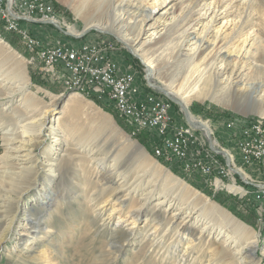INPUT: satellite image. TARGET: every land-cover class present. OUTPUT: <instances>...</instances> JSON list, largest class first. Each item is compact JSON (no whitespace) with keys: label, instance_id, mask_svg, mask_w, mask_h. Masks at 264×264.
<instances>
[{"label":"rangeland","instance_id":"rangeland-1","mask_svg":"<svg viewBox=\"0 0 264 264\" xmlns=\"http://www.w3.org/2000/svg\"><path fill=\"white\" fill-rule=\"evenodd\" d=\"M20 1L22 0H18V2ZM47 1L52 4V7H47V4L43 3L42 12L39 11L37 16L33 15L32 17L35 20L29 18V24L21 21V28L30 33V36L34 34L46 43L50 42L51 46H60L61 43L79 44L85 41L106 45L113 59L118 63L121 72L132 73L134 81H137L138 88L141 92L143 90V94H154L150 90L152 89L159 94L158 97L168 99L162 92L148 86L146 65L135 53V48L132 49L118 37V26L110 25V19H113L114 16L110 14L109 19V7L106 3H100L98 0ZM132 1L138 6H147L148 4L144 0ZM198 1L202 0H171L168 5L159 7L157 16L168 11L166 18L168 21L175 20V22L163 40L143 50L156 64V73L151 81L165 90L172 84L177 87L176 85L183 82V78L191 76L194 69H203L202 67L206 64L214 61L215 55L209 51L194 60L192 64L189 57L184 55L179 57L176 54L182 42L181 36L190 25L188 21L179 18H182L193 8L195 9ZM258 1L262 2V0ZM84 4H88L91 8L86 16L78 14L79 7L81 8ZM260 6L262 8V4ZM144 9L142 7L140 10ZM140 10L135 12L139 16L142 14ZM16 13L19 12L16 11ZM255 19L260 40L264 41V18ZM38 20H53L60 29L52 24L40 26L37 24ZM98 23L103 26H91ZM218 26L220 23L216 25V27ZM86 29L89 31L80 38L66 34L78 35ZM9 32L11 31L6 30L0 21V185L4 186L3 189L0 187V264H173L172 256H168L162 261L164 255L161 250L158 248L154 251L149 250L150 244L145 239L147 233H152V212L157 199L164 192H167L171 198H177V204H187L188 207L199 209L198 212L202 208L211 207L212 204L229 212L234 219L244 225L242 240L245 242L257 240L256 249L247 252L248 256L252 254L253 257L247 260L254 261L255 264H264V221L258 217L264 216V199L259 196L264 195V184H262L264 183V164L253 166V170L250 171L252 165L243 163L239 142L236 141L240 130L249 127L251 122L260 120L264 124V117L260 114L262 109L259 99L262 93H258L263 84L257 81L258 76L254 71L245 72L252 83L251 92L241 95L231 93L229 96L230 106H224L208 99L193 100L188 107L183 106L194 118L210 126L212 132L210 136L214 146L217 143L216 147L218 148L216 149L226 151L231 158L232 167L242 174V179L239 174H235L228 167L222 165H217V173L209 172L207 176H204L196 172L197 168L185 172L178 160H175V167L169 160L160 159L161 157L154 153L155 142L151 133V135L145 134L148 132L144 131V134L136 133L134 135L130 124L124 117H121L119 111L108 100L99 99L104 105L100 106L92 99L94 95L87 96L76 90H67V77L69 79L72 77L61 74L59 67L52 71L37 59L31 62L30 58L34 54L26 47V41L20 34ZM11 35L14 36V39L10 41L8 37ZM230 35L231 29L223 33L222 38L225 42L228 41ZM212 39L210 38V41ZM262 45L264 46V44ZM229 52L224 50L225 54ZM222 55L221 57L224 58ZM36 64L40 68L35 72L33 68ZM59 80H63V83H59ZM25 82L26 87L20 90L19 85L25 86ZM42 82H47L49 88H46ZM73 95L76 96L70 100ZM65 96L68 97L65 103L61 104ZM174 100L180 103L171 101L174 121L176 124L183 125L187 121L182 103L175 98ZM6 105L8 108L4 110L3 107ZM104 107L114 110L116 114L107 111ZM43 113L47 115L43 131L38 135L36 127L31 128L30 137L24 139L34 141L25 144L20 153L24 155L23 160H26L28 166L34 165V170L28 174L26 180H19L18 187H14V189L12 173H5V170L19 167L20 159L5 157L8 154V146L4 141L2 127L7 121L9 125H13L11 128L13 127L14 130L18 128L19 131L18 120L20 117L32 121L41 117ZM125 125L131 129V133ZM50 127L59 128L62 135H65L67 146L62 147L61 151L56 150V146H54ZM243 133L244 129L242 137ZM141 134L148 137L147 140H144L145 142L138 139L137 136ZM197 136L200 143L198 150H202L206 160H214L216 153L211 150L208 138L202 137L201 132H197ZM19 141L20 139L16 141L17 143L14 141V145L21 144ZM54 151L61 152L62 156L59 166L56 167L52 176L47 171V163ZM159 159L163 162H160ZM116 161L119 162L120 173L123 171L128 175L131 171L136 170L140 173L143 171L148 176L139 188L138 195L135 194L136 197H131L125 208L123 205L121 207V202L124 199L122 195L126 194L125 189L115 193V187L108 182L109 179L117 180L109 172V168L111 169V165ZM100 168L103 171H100ZM174 168L178 171L177 174L174 173ZM152 170L180 179L186 184L185 190L189 193L185 194L178 188L171 189L165 186ZM253 171L259 174H253ZM180 173L188 178H200L206 182L208 192L222 198L240 200L239 198L252 197V200L255 199L256 203H253L254 205L251 203L254 215L253 226L241 220L212 197L191 186L181 177ZM149 179L154 186L155 193L150 202L142 208L135 228L136 237L125 242L124 249L119 252L121 235L118 234L117 242H115L111 232L112 223L117 221V216L126 218L131 216V212L135 213L140 208L141 195L144 193L145 185ZM244 185L250 186V189ZM38 191L44 195L46 204L34 203L35 199L40 198L37 197ZM239 202L240 212L250 214V208L242 204L241 201ZM114 208L116 213L112 216V223H110L106 217ZM120 208L123 210L121 211ZM176 209H173L171 213L166 212V215L160 213V217L166 221L164 227L161 228L160 236L167 231L169 225L173 226L174 232L182 225L181 220L172 222L171 215ZM28 214L32 215L36 224L31 229L30 226L27 227L29 234H23L25 233L22 232L23 226L27 224L25 222L28 221ZM11 219L13 220L10 224ZM125 225L126 223L123 226ZM174 232L166 237L167 244L173 240ZM201 253L204 256V262L208 264L213 252L208 249L199 254ZM221 263L219 261L216 264ZM236 263L238 264V262Z\"/></svg>","mask_w":264,"mask_h":264},{"label":"bare ground","instance_id":"bare-ground-1","mask_svg":"<svg viewBox=\"0 0 264 264\" xmlns=\"http://www.w3.org/2000/svg\"><path fill=\"white\" fill-rule=\"evenodd\" d=\"M32 1L34 0H23V2ZM144 1L145 3H148L147 6H138V4L134 3L132 0H98V2L106 3L108 5L109 19L110 14L114 16L113 19H110V25H112L113 27L118 26V37L132 49L135 48V53H137L143 63L149 68V77L152 80L155 75L154 73H156V64L148 54L143 52V50L146 47L154 46L155 44L163 40L175 20L168 21V19L166 18L168 15V11H165L157 16V14L159 13V7L168 5L171 0ZM5 2L7 3H1V10H8L9 7L10 9H13V12L15 9V15L29 16V18H32L33 15L37 16L38 12H42V8H44L43 3H36L33 4V6H24L22 1L18 2V0H5ZM261 4L262 8L260 6ZM263 4V0L262 2H259L258 0H202L196 3L195 9L193 8L188 13L184 14L182 18H179L180 20L183 19L185 21H188L190 25L181 36L182 42L180 43L176 54L179 57L183 55L189 57V59H191V64L194 63V60L205 54L207 51L214 54L215 57L214 61L210 64H206L204 67H202L203 69H194L193 73L190 74L191 76L188 78H183V82L179 83V85H176L177 87H175V85L173 84L167 87L166 90L168 91L169 96L179 100L184 107H188V105L193 100L206 99L224 106H230L231 100L229 96L231 95V93L235 95H241L251 92L252 83L250 82V79L247 78L245 72L254 71V73L258 76L256 78L257 81L263 84L258 93H262L259 98L261 103L260 106L262 109L260 114L264 117V46L262 45L264 44V41L260 40L259 29L257 28V23L255 22V18H264ZM142 7H144L145 9L140 10L142 9ZM90 10V6L88 4H84L81 6V8L79 7L78 14H84L86 16L87 12L89 13ZM139 10L142 11V14L140 16L139 14L137 15V13H135ZM16 11H18L19 13L17 14ZM195 15L197 16L196 18L194 17ZM0 21L6 30L20 34L22 39L27 43V36H30V33L21 28V21H25V18L13 17V19H11L2 16L0 12ZM218 23H220V26L216 27ZM98 25L101 24L98 23L91 26ZM228 29H231V35L228 41L225 42L222 38V35ZM210 38L213 39L210 41ZM142 41L143 43H141ZM53 48H61V45L53 46ZM224 50L230 52L228 54H225ZM31 52L34 54L30 58L31 62L37 59L41 63H44L46 65V68H49V70L51 69L52 71L54 70V68H57L59 66V59H52V65H49L46 64V55L34 53L33 51ZM221 55L224 56V58L221 57ZM258 62H261L263 64H259ZM130 75L131 79H133L134 81V75L132 73H130ZM71 77V79L67 77V90H76L78 91V93L87 96L94 95L87 90L73 89L77 88V79L75 76ZM152 83L154 82L152 81ZM25 87L26 82L25 86L19 85L18 88L20 90H23ZM14 94H12V96H14ZM74 96L76 95L70 97V100L74 99ZM96 97L101 100L104 99L98 96ZM152 97L158 96L152 94ZM105 100H108L111 104H113V106L119 111L121 117H124L128 124H130L133 129L132 133L134 135L136 133H144V131L148 132L147 134L151 133L152 135L158 133V126L152 124L151 121L140 120L135 118L133 115H128L127 112H122L121 106L116 104L115 100ZM160 100H162L163 106H170V114L173 115L171 101L161 97ZM8 105H6V107H3V109H7ZM46 116L47 115L43 113L41 117L32 121H28V118L20 117V119L18 120V123H20L19 131L18 128L16 130H14L13 127L11 128V126L13 125H9L7 121L2 127L4 141H6L8 146V154L5 157L7 159H20L18 165L19 167L13 168V170H5V173H12V180L14 181V184H12L13 188L18 187L17 182H19V180H26L28 174H30L34 170V165L28 166L26 164V160H23L24 155H21L20 153L22 152L25 144H30L32 141H34L32 139H24L30 137V132L32 131L31 128L36 127L38 135L41 134V131H43L46 124ZM190 119L194 123V125H191L188 122V124L185 123L183 125L176 124L173 117V127L181 128L185 131H190L192 142L196 144L198 150V145H200V143L198 141L199 138L197 136V132H201L203 137V131L208 135L212 133L211 128L203 121L194 118L191 114ZM251 123L252 124L250 126L253 125L254 127H260V130H264L263 121L257 120L256 122ZM50 130L51 134L53 135L52 139L54 146H56V150L61 151L62 147L67 146L64 139L65 135H62V132L59 128L50 127ZM17 134L18 136H16ZM205 137L208 138V136ZM243 138L245 140H253V133H251L250 129H244ZM16 139H20L19 142H21V144L15 146L13 142L15 141V143H17ZM154 142V153L156 154V156L161 157V150H158V142L156 141V138H154ZM172 145H180V138L172 137ZM209 145L211 148L210 142ZM211 150L213 149L211 148ZM59 151L52 152L51 157L47 163V171L52 176L56 171V167L59 166L60 157L62 156L61 152ZM221 152L226 153V151L222 150ZM252 158L262 159V152L252 151ZM203 159L205 158L203 157ZM175 160L181 162L182 168L185 172H189L193 168H197H188L187 160L183 159V157H175ZM241 160L244 164L251 165L247 162L245 157H241ZM261 163L264 164V160L261 161L260 164ZM228 168L229 170L234 172L232 169L235 168ZM100 169V171H103L102 168ZM109 172L111 175H114L113 178H117V180L109 179L108 181L111 186L115 187L114 192L118 193L123 189H125L126 191V194L122 195L124 196V199L121 202V207L123 205V208H125L128 204V200L131 197L134 198L138 195L139 188L142 186V183L147 179L148 176L145 172L142 171V173H140L139 171L136 172V170L131 171L128 175H126V173H123V171L122 173H120L118 161H116L115 164L111 165V169L109 168ZM152 172L155 173L156 176H159L165 186H168L171 189L178 188L185 194L189 193L187 190H185L186 184L180 179L172 178L170 175H165L164 173H160L157 170H152ZM196 172L204 176H207L209 173L207 170H196ZM240 175L239 176L242 179V174L240 173ZM0 187L3 189L4 186L0 185ZM154 193V186H152V182L149 179L147 181V184L145 185L144 193L141 195L142 207L140 206V208L137 209L135 213L131 212V216L129 215L130 217L127 216L126 218H124L121 216H117V221L113 223L112 216L116 213L115 208L112 209L108 217H106V220L112 223L111 232L115 242H117L116 240L118 238V234L121 235L120 248L118 249L119 252L124 249L125 242L130 241L131 239H134L136 237L137 234L135 228L137 227L138 220L141 216L142 208L150 202V199ZM37 197L40 198L35 199L34 203L38 205L46 204L44 195L40 191L37 192ZM176 200L177 198H171V196L169 197L167 192H164L163 195H161V197L157 199L152 212V233H147L145 236V239H147L150 244L149 250L152 249L154 251V249L158 248L159 250H161V252H163L164 256L162 261H164L165 258H168V256H172L171 258L174 259L173 264H206L204 262V256L202 255V253H199L201 251H206L209 249L213 253L210 257V260L208 261V264H216L219 261L222 262L221 264H234L236 262H238V264H255L254 261L247 260L248 258L250 259V257H253L252 254L248 256L247 252L254 251V249H256L257 240L255 239L253 241L247 242L243 241L242 233L245 230L244 225L234 219L229 212L221 210L220 207L214 204H212V206L207 209L202 208V210L198 212L199 209L188 207L187 204H177ZM173 209L176 210L173 211L171 215L173 219L172 222L174 223L175 221L181 220L180 222H182V225L175 232L173 230V226L169 225L167 231H165L164 234L160 236L161 228L164 227L166 223L165 219L160 217V213L166 215V212L171 213ZM120 210L122 211L123 209L120 208ZM12 220L13 219L10 220V224ZM34 222L35 221L32 215L28 214V221L25 222L27 224H24L23 226L22 232H25L23 234L30 233L29 230H27V227L30 226L29 228L31 229L34 224H36ZM124 223H126L125 226H123ZM172 232H174V235L172 236L173 240L171 242L169 241L170 243L167 244L166 237H168Z\"/></svg>","mask_w":264,"mask_h":264},{"label":"built area","instance_id":"built-area-1","mask_svg":"<svg viewBox=\"0 0 264 264\" xmlns=\"http://www.w3.org/2000/svg\"><path fill=\"white\" fill-rule=\"evenodd\" d=\"M1 3L7 2L0 0L2 16L11 19L13 17L25 18V24H29V16L15 15L13 9L9 7L8 10H1ZM22 3L24 6L45 3L47 7H52V4L47 0L32 2H23L22 0ZM37 24L46 26L50 23L38 20ZM26 47L34 53L46 55V64L52 65V59H59L58 67L63 69L64 75L75 76L77 79V88L73 89L87 90L100 98L115 100L116 104L121 106L122 112H127L128 115H133L137 119L151 121L152 124L157 125L158 133L151 136L158 142V150H161L160 159H168L175 166V157H183L187 160L188 168L197 167V170H207L210 173H217V165L229 167L226 164V158L221 154L216 153L214 160L203 159V152L197 150L196 144L192 142L190 131L173 127L170 106H163L160 96L141 95L137 81L131 79L130 72H121L118 63L113 59L106 45L85 41L79 44L61 43V48H53L50 42L48 44L32 34V36H27ZM171 106H173L172 102ZM243 129L251 130L253 140H245L242 137ZM203 136H208V142H210V135L203 131ZM172 137H179L180 145H172ZM236 141L239 142L241 157H245L247 162L252 165V169L253 166L260 165V162L264 160V130L253 125L242 128L237 134ZM215 145L217 146V143ZM216 146L215 148H218ZM252 151H261L262 159H253ZM259 196L264 199V195ZM258 217L264 220V216Z\"/></svg>","mask_w":264,"mask_h":264},{"label":"trees","instance_id":"trees-1","mask_svg":"<svg viewBox=\"0 0 264 264\" xmlns=\"http://www.w3.org/2000/svg\"><path fill=\"white\" fill-rule=\"evenodd\" d=\"M7 32V31H6ZM9 33H11V32H9ZM13 35H11V36H9L8 38H9V40L11 41V40H13L14 39V36L12 37ZM7 38V39H8ZM13 43H15L14 41H13ZM42 84L44 85V86H46V88H49V86H48V84H47V82H42ZM151 91H152V93H154L155 95H159L156 91H154V90H152V89H150ZM161 97V96H160ZM95 96H92V99L94 100V101H96L97 102V104L98 105H100V106H104L103 104H102V102L98 99V98H96ZM105 108V107H104ZM107 111H109V112H111V113H113V114H116L115 112H114V110L112 111V110H110V109H108V108H105ZM117 116V115H116ZM123 122H125V121H123ZM126 126V128H127V130L131 133V129L130 128H128V126L127 125H125ZM142 134H144V133H142ZM138 135L137 137H138V139H140V140H147L148 139V137H146V136H143V135ZM145 134H147V133H145ZM143 138V139H142ZM145 142V141H144ZM160 160V159H159ZM160 162H163L162 160H160ZM223 163L225 164V161L223 160ZM222 166H225V165H222ZM175 172L174 173H178V171L176 170V168H174L173 169ZM180 175H181V177L183 178V179H185L191 186H193L194 188H196V189H198V190H200V191H202L203 193H205V194H207L209 197H212L214 200H216L217 202H219V203H221L225 208H227V209H229L231 212H233V214H235L237 217H239L241 220H243V221H245L247 224H249V225H252L253 226V217H254V215H253V207H252V205H251V203L253 204V203H256V200L254 199V197H253V199L254 200H252V197H250V198H248V199H244V198H239L240 200H238L237 198H222V197H220V196H218V195H216V194H214V193H210V192H208V190H207V184H206V182H204L203 180H201L200 178H188V177H186V176H183V174H181L180 173ZM200 175V174H199ZM207 182H209V180H207ZM245 187H247V189H250V186H247V185H244ZM249 187V188H248ZM239 201H241L242 202V204H244V205H246V206H248L249 208H250V210H251V212H249L250 214H246V213H244V212H240V210H239V205H238V203H240ZM254 201V202H253ZM254 205V204H253ZM255 219H256V217H255ZM257 221V220H256Z\"/></svg>","mask_w":264,"mask_h":264},{"label":"water","instance_id":"water-1","mask_svg":"<svg viewBox=\"0 0 264 264\" xmlns=\"http://www.w3.org/2000/svg\"><path fill=\"white\" fill-rule=\"evenodd\" d=\"M49 23L52 24V25H54V26L57 27L58 29H60V27L57 25V23H56L55 21L51 20V21H49ZM87 31H89V29H86L85 31H83L81 34H78V35L71 34V33H66V32H65V33H66L67 35H70V36L74 37V38H80V37L83 36ZM142 62H143V61H142ZM146 68H147L148 86L151 87V88H153V89H155V90H157V91L162 92V94H164L166 97H168V99H170V101L175 102V103H179L178 101L174 100L173 97L169 96L168 91L165 90L163 87L158 86V85H155L154 83H152V81H151V79H150V77H149V72H148V71H149V68H148L147 66H146ZM67 97H68V96H65V97L62 99L61 104H64V103H65ZM179 104H180V103H179ZM182 107H183V105H182ZM183 113H184V115H185L186 121H187L189 124L194 125V123H193V122L191 121V119H190V114H191V113L189 112V110H188V109H185V108L183 107ZM210 143H211V148H212L217 154H221V155H223V156L226 158V164H227L230 168H232V163L230 162V158H229V156H228L226 153L221 152V151L217 150V149L214 147V144L211 142V136H210ZM232 170H233L235 173H237V174L240 175V173H239L237 170H235V169H232ZM240 176H241V175H240Z\"/></svg>","mask_w":264,"mask_h":264},{"label":"crops","instance_id":"crops-1","mask_svg":"<svg viewBox=\"0 0 264 264\" xmlns=\"http://www.w3.org/2000/svg\"><path fill=\"white\" fill-rule=\"evenodd\" d=\"M39 68H40V66L38 65V64H36V65H34V71L36 72L37 71V69L39 70ZM61 71V72H60ZM60 73L61 74H64V71L62 70V69H60ZM59 83H63V80H59ZM63 85V84H62ZM61 89V88H60ZM138 90H139V88H138ZM141 95H145V94H143V90H142V92H141ZM237 145V144H236ZM245 170H247V169H245ZM252 169H250V171H251ZM249 170H247V172H250ZM257 172V171H256ZM253 174H259V173H255L254 171H253ZM256 178H258V177H256Z\"/></svg>","mask_w":264,"mask_h":264}]
</instances>
